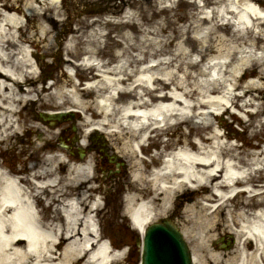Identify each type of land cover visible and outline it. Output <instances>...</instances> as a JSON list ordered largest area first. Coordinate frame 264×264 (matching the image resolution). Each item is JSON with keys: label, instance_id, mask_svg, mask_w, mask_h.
<instances>
[{"label": "bare ground", "instance_id": "bare-ground-1", "mask_svg": "<svg viewBox=\"0 0 264 264\" xmlns=\"http://www.w3.org/2000/svg\"><path fill=\"white\" fill-rule=\"evenodd\" d=\"M34 1L38 0H28L30 4ZM204 2L217 5V7L212 12L201 11L198 16H195L192 29L204 31L206 26L211 24L215 27L219 25L221 29L226 30L228 26L234 24L236 37L232 36V40L242 38L248 47L242 51L250 55V59L245 60L243 57L239 59L240 65L249 63L245 76L253 77L252 67L259 66L261 69L256 73L260 78H264V54H259V51L261 53L264 49V0H206ZM57 3L58 0L53 3L45 2L42 4V11L29 5L28 10L31 12L29 16H37L41 20L42 32L47 33L49 32L47 28H50L44 23L45 13L43 11L50 10L51 5L55 8L60 6ZM150 7H154V4ZM20 10L24 11L21 5L8 2L0 4V142L18 134L22 126L28 125L31 131L39 129L38 131L45 132V138H40L46 141L43 147L52 144L47 139L51 135L54 136L55 131L47 128L44 123L41 125L31 121L28 117L24 123L22 121L23 125L17 123V108L19 104L31 101L35 97H38L41 106L55 104L62 107L67 102H71L73 108L88 115L83 118L85 125L91 126L90 133L95 131L102 141L106 142V138L98 132L97 128L102 129L111 124L116 127L117 132L114 131L112 135H117L119 143L123 139L122 133L128 135L123 145L132 153L127 158L131 172L137 179L132 184L135 191L131 193L129 199H139L133 211V218L142 231L157 215L166 212L176 188L191 184L196 185L199 191H202L201 189L210 191L208 196L200 199L206 201V204L199 202L200 212L207 209L210 212L201 220L197 216L193 218L194 225L196 224L200 233H205V227L211 225L209 232L214 236L218 235L214 232L217 230L216 223L208 220L209 217L217 218V210L221 206L228 205L231 195L238 191L237 184L250 180L258 170H264V147L261 151L253 153L254 156L251 157L249 166L242 164L243 159L238 160L235 155L223 158L221 142L212 144L216 147L208 149L209 144L202 141L203 139L210 142L213 137L217 139L221 137L217 135L219 130L216 124L210 122L201 127L198 126L196 130L197 135L200 134L198 140L192 138L189 132L182 138H173L171 142H168L166 146L181 144V147L172 154L165 166L159 169H154L153 162H146L143 157H140L134 146V142L142 139L146 132L143 121L157 125L159 123L157 116H162L165 124L169 120L180 122V119H189L188 111L184 109L194 110V108L193 104L191 106L189 104L188 94L197 91L192 90L189 87L190 84L180 79L176 72L167 73L166 79L168 80L163 79L160 74L162 73L161 65L168 63L176 66L178 70L187 71L186 76L192 77L190 67H196L199 62L185 61L184 58L192 55L194 48H189L190 45L180 42V49L175 57L168 60L156 59L161 52L168 53L167 48L174 41V39H169V34H166V39H152L156 38L153 36L151 39L142 38L149 41L145 46L146 49L140 47L138 53L130 55L127 52L129 48L136 47L130 42L138 39L140 29L136 26L138 23L135 10L128 8L124 21L118 22L121 23L120 25L128 26V29L121 33L128 46L125 51L120 52L124 57L119 64L102 69L101 73L95 71L94 62L100 60L97 54L102 49L98 39L100 32L93 29L87 34L89 49L86 51L87 58L81 64L83 69L79 75L84 79H94V81L90 82L86 88L80 87L73 77H71L73 84L58 85L57 82L50 85L41 84L44 83L45 77L40 79L37 77L34 62L39 53L37 50L31 52L29 46L26 45L30 36L27 35L28 25L19 19L18 11ZM166 11L167 7H162L157 11L152 10V16L148 18L151 21L150 29H142V32L159 34V22L153 17L166 13ZM24 15L27 16L25 11ZM216 15L223 19L221 24L216 23L215 19L218 17ZM189 17V14L185 13V18ZM234 18L236 23L231 21ZM80 20V28L92 26L97 22V20ZM174 28H177L176 24ZM162 31L165 29L163 28ZM36 34L38 35L37 32ZM39 36L41 40L46 38L42 37L41 33ZM155 44L159 45L158 48ZM207 49L209 45L202 48L201 52ZM71 51L74 52L75 49L68 50V52ZM178 56L180 60L176 61ZM148 61H154V63L144 65L142 68L139 66ZM134 63L138 64L137 68L134 67ZM218 67L225 73L233 74V71L228 69V65L220 62H214L210 68ZM146 72H152V76L146 77ZM201 73L210 75L208 70L202 69ZM134 76L136 77L133 79ZM28 83H32V86L26 87ZM172 83L176 84L177 88H184V96L166 92ZM203 84L205 89H200V93L224 92L230 94L231 99L239 97L234 94V87L226 84V80L220 77L206 79ZM242 85L240 83L239 86ZM261 86L263 84L248 83L240 97L248 93H259ZM67 87H72V89ZM90 90L103 93L101 97L105 100L104 104L99 105L97 102L95 106L89 105L87 100H84V96L92 93ZM129 92L138 93V99H131L132 97L126 95ZM205 105L208 106L209 103H201V106ZM200 113L208 112L201 111ZM211 126H214L217 133L209 137L206 129H210ZM84 134L85 137L88 135L86 132ZM147 139L146 137L145 140ZM137 146L143 148L140 143ZM118 147L122 152L121 146L118 145ZM41 155L44 165H31L28 174H18L13 169L8 170L0 162V264H109L111 259H117L109 242L99 238L98 225L94 216V208L98 203L94 202V205L89 207V204L85 202L86 190L83 189V185L84 180L90 178L92 156L90 159L70 163V170L74 175L69 177V182L64 186L63 183H57L59 175L54 163L56 160L64 162L66 152L58 148L55 151L51 146L49 149L44 148V153ZM115 157L117 160L120 158L118 154H115ZM58 184H60L58 190L66 194V198L61 199V203L64 204L63 212L59 215L61 219L53 215L46 220L38 205L37 193L41 189ZM90 189L93 190L94 187L91 186ZM247 192L250 193V197L242 201L244 205L236 211L229 209L224 218V230L231 229L236 232V246L233 250L224 253L210 251L212 253L207 258L213 260L214 264H263L264 262V197L261 192L249 186L242 189L239 194L243 195ZM254 208L256 209L251 211ZM232 239L234 240L233 237L225 239L224 243L227 246H223L224 249L229 246L228 243ZM194 259L196 264L200 262L199 255H194ZM113 263L114 261L111 264Z\"/></svg>", "mask_w": 264, "mask_h": 264}, {"label": "rangeland", "instance_id": "rangeland-1", "mask_svg": "<svg viewBox=\"0 0 264 264\" xmlns=\"http://www.w3.org/2000/svg\"><path fill=\"white\" fill-rule=\"evenodd\" d=\"M54 1L55 0H38L30 4L28 0H0V4L3 2L14 3L16 5H21L26 10H28L30 5L42 11V4L45 2L53 3ZM57 4L60 6L55 8L51 5L50 10L43 11L45 13L44 23L47 25V27L51 28H47L49 30L47 33L42 32L43 28L41 27L43 24L41 20L37 18V16L30 17L29 15H31V12L28 10V17H25L23 10L18 11L20 21L23 23L27 21L26 24L28 25L27 35L30 36V40L26 42V44L29 46L30 50H37L39 53V55H37L38 61L36 65V71H39L37 72V77L40 79L41 76H46V73L51 69L53 71L51 75L53 80H50L48 76H46L45 78L47 81H44V83L41 84L46 83V85H50L52 81L57 82L58 85L73 84L71 79V77H73L74 81L76 78L77 80L82 81L80 87H85L84 85L87 87L88 83H83L84 78L80 77L79 75L83 69V66L78 65V63L79 61L83 62V58H87L86 51L89 49V45L87 44V34L93 29H97L100 32V37L98 39L102 51L97 54L99 58L102 59L104 63H106V66L110 63L116 64L121 61L124 56H122V53L120 54V52L125 51V48L128 46L121 36V33L125 32L128 29V26L120 25L121 23L118 22L124 21V17H126L125 15L128 8H133L137 14L136 18L138 24H136V26L138 29H140V35L138 36V39L130 42L131 44L136 45V47L129 48V51H127L130 55H135L138 53V49L140 47L146 49L145 46L148 45L149 41H145L142 38L151 39L153 36L156 38L152 39H166V34H169V39H174V41L167 48L168 53L161 52L156 57V59L168 60L169 58L175 57V54H178L179 52L180 42H184L186 45H190L188 46L189 48H194L193 54L185 57L184 60L199 62V65L196 67H190V70L193 73L192 77L186 76L187 71L182 69L178 70L176 66L169 65L168 63H163L161 65L162 73L160 75L163 79L168 80L166 79L167 73L176 72L180 79H184L186 83L190 84L189 87L192 90L197 91L196 93L188 94L189 104L190 106L193 104L194 110H191V108V111L189 109H184L185 111L191 112L193 116L190 117V119H188L185 123H178L170 129L171 132H175L174 135H177V137L174 136L175 139H178V137L182 138L183 136H186L188 132H190L192 138L198 140L200 135H197L198 132L196 131L198 126L201 127L205 123L210 122L216 124L219 133L214 130V126H211L210 129H206L207 136L212 137L214 133H217V135H220L221 137L220 139L213 137L212 141L210 142H206L203 139L202 141L209 144L208 149L211 147H216L212 144L217 143L218 141L221 142L223 158H225V156L235 155L238 157V160L239 158H242L243 162H248L250 161L251 157L254 156L253 153L261 151L264 145V78H260L256 73V71H259L261 67H252L254 70L253 77L245 76V71L247 70L249 63L240 65L239 59L242 57L245 60L250 59V55L242 51L248 47L247 44L243 42L244 40L242 38L239 40H232V36L236 37V35H234L235 29L231 25L228 26L226 30L221 29L219 25H216L215 27L211 24L207 25L204 31L192 29L193 25L195 24L194 17L198 16L202 10V7H200L199 3H197V0H58ZM153 4L154 7H150ZM162 7H167L166 13H162L153 17L154 20L159 22L158 31L160 33L156 35L152 33L144 34L142 29H150L149 24H151V21H149L148 18L152 16V10L156 9L157 11ZM59 11H61V13H59ZM185 13L189 14L190 17L185 18ZM80 19H85V21L97 20V22L92 26L90 25L88 27L80 28ZM215 21L218 24L217 20ZM174 24L177 26L176 29L174 28ZM188 26L190 28H188ZM163 28L165 31H162ZM39 33H41L42 37L46 38L41 40ZM78 36H81V38H78ZM33 39L36 40L32 42L31 40ZM192 45L195 46L192 47ZM207 45H209V49L205 50V52H201V49ZM158 46V44H155V47L158 48ZM71 48H74L75 51L68 52V50ZM262 53L264 54V49L261 50V54ZM177 60H180L179 56L176 58V61ZM214 61L228 65V69L232 70L233 74L231 75L229 73H225L223 72V69L220 70L219 67L211 69V66L209 65ZM40 63L43 64L39 66ZM134 67L137 68L138 64L134 63ZM202 69L210 71V75L202 74ZM71 72H75L74 76L70 75ZM145 76L151 77L152 72H146ZM213 77H220L224 81L226 80V84L233 86L236 92L234 94L238 96L239 94L244 93L246 86L250 82L260 83L263 84V86H261L259 93H248L246 96H239L238 98L233 99H231L230 94L224 92L200 93V89H205L203 82L206 79ZM86 81L92 82L94 79H86ZM240 83L243 85L239 86ZM31 86L32 83H28L26 85V87ZM67 88L72 89V87ZM90 91L92 93H87V95L84 96V100H87L89 105L95 106L98 100L100 103H104L105 100L101 97L103 93H98L95 90ZM183 91V87L177 88L176 84L173 83L166 90L168 93H176L180 96H184L185 93H183ZM126 95L132 97L131 99H138V93L129 92L126 93ZM50 101L53 102V100ZM100 103L99 105H101ZM201 103H209V105L201 106ZM41 105L42 104H40V106ZM35 106L38 110L45 107H40L39 103H36ZM47 106H53L54 108L52 109L61 108L55 104ZM64 107H72L71 102L64 104ZM226 107L227 109H225ZM201 111H207L208 113L201 114ZM89 113L91 112L89 111ZM87 116L88 115L86 113L80 111L76 112V114H74L72 117L67 119L64 118V120L68 121L63 120L64 122L60 123L58 127H56L58 124L53 125L52 127H55L53 128L55 131L54 136L51 135L48 139L56 142V148L61 146L60 140L63 135L61 134V125L68 127L66 134L72 136L73 139L75 137L76 139H80L83 129L89 130L91 127L89 125L86 126L84 123L83 118H86ZM194 120H198V122ZM111 125L105 126L102 129L107 133L108 137H110L111 141L114 143V140H117V135H112L113 132L109 134L108 130L116 127ZM72 126H76V128L73 129ZM234 129L241 133L239 135L240 137H237V135L234 133ZM21 132L24 135L23 137L30 136V138L33 141H36V143L32 145L30 142L26 141L24 144H19L17 139L16 141L13 140L12 142L10 141L5 144H0V150L11 148L9 150L12 151L11 154H20V157L18 156L16 161L20 160V162H22L21 167L23 168L28 165L27 161H33L32 163H41L42 158H40V154L42 153V148L40 146L43 141L40 140V135L43 132V136H41L43 138L45 136V132L36 131V133H31L32 135L29 136L24 134L25 131L23 129ZM121 135L123 137L120 143L121 145H119L121 146V153L125 156H131L132 153H130L125 145H123V142L128 138V135H125V133H122ZM153 139L156 141L154 145L160 148L161 142L158 143L159 139H157V137H154ZM172 140V138H169L167 143L171 142ZM114 144L117 145L116 143ZM180 146L181 145L178 144L173 145L171 149H174L175 147L179 148ZM101 166H104V164H101ZM260 173L262 174L263 181L264 172L262 171L258 174ZM122 177L123 175L116 178L122 180ZM127 179H129V176ZM114 183L115 186L118 185V182ZM201 190L202 191L196 193L194 197L189 195L191 198H185L181 204H176L177 206L173 205V198H171L168 208L169 206H171V208L172 206L179 208V211L183 216L181 226L184 228V230L186 229L185 231L187 232L188 228L190 229L188 232L189 234H187V238L194 253L200 256V262L198 264H214L213 260H209L207 256L211 255L212 252L210 251L224 253L223 250L220 249L218 251L215 248L214 241H217L218 237L224 235L222 232H226L223 226L226 215L224 214L225 210L222 211L224 206H221L217 210V218L210 216L208 219L211 222L215 221V228H217V230L214 232H217L218 235L214 236L209 232L211 231V225L205 227V233H200L195 226L196 224L194 225L192 219L197 216L201 220V218H204V216L210 212L209 209L202 212L199 211V207L201 205L199 202H204L206 204V201H201L200 199L202 197L208 196L210 193L209 190ZM177 194L178 193H176L174 196ZM65 196H59L57 193H55L56 198H64ZM262 196L264 197V193ZM248 197H250V195L246 193L231 199L228 202V205L225 206H228L226 211L229 209L236 211V209L239 207L241 208V206L244 205L242 201ZM56 198L55 200H57ZM55 200L53 204H50L51 207H53L52 209H43L45 218H50L52 215H54L59 219V213H61V211L59 205L55 203ZM102 200L103 199L99 197V200H96V203L101 205L103 203ZM255 209L256 208L251 211H254ZM99 211L100 209L95 212V217H98L101 222V226H104L105 234L111 236L112 240L116 244V247L123 248L117 251L122 253L125 251L127 244L132 246V255L130 257H126V254L124 256L120 255L122 258L116 260L115 264H140V247L135 246V236L129 235L128 231L124 228V222L119 218L121 216L119 215L118 217V215L114 213L109 215L108 213L110 211L107 212L106 208L102 209L100 213Z\"/></svg>", "mask_w": 264, "mask_h": 264}, {"label": "water", "instance_id": "water-1", "mask_svg": "<svg viewBox=\"0 0 264 264\" xmlns=\"http://www.w3.org/2000/svg\"><path fill=\"white\" fill-rule=\"evenodd\" d=\"M144 264H192L189 250L171 222L149 229L145 239Z\"/></svg>", "mask_w": 264, "mask_h": 264}]
</instances>
